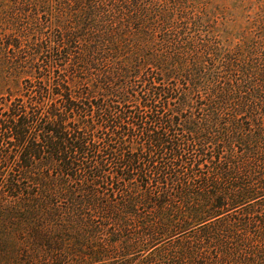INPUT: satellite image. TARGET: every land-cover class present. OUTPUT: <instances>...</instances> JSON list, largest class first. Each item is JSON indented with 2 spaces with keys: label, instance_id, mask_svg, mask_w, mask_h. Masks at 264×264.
<instances>
[{
  "label": "trees",
  "instance_id": "1",
  "mask_svg": "<svg viewBox=\"0 0 264 264\" xmlns=\"http://www.w3.org/2000/svg\"><path fill=\"white\" fill-rule=\"evenodd\" d=\"M263 195L264 0H0V264H264Z\"/></svg>",
  "mask_w": 264,
  "mask_h": 264
},
{
  "label": "rangeland",
  "instance_id": "2",
  "mask_svg": "<svg viewBox=\"0 0 264 264\" xmlns=\"http://www.w3.org/2000/svg\"><path fill=\"white\" fill-rule=\"evenodd\" d=\"M263 202H264V195H263L262 197H259V198H258V201H256L255 204L258 203L257 205H260V204L263 203ZM236 210H237V211H233V210H231L229 213H235V212H236V213L240 214V212L243 211V208H242V207H237ZM165 241H166V240H165ZM165 241L161 242L160 244H163Z\"/></svg>",
  "mask_w": 264,
  "mask_h": 264
}]
</instances>
